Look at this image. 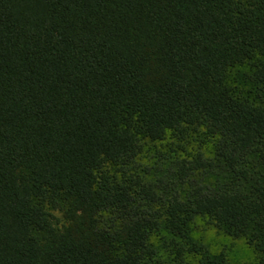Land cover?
<instances>
[{
  "label": "trees",
  "instance_id": "obj_1",
  "mask_svg": "<svg viewBox=\"0 0 264 264\" xmlns=\"http://www.w3.org/2000/svg\"><path fill=\"white\" fill-rule=\"evenodd\" d=\"M196 218L264 264V0H0V264H229Z\"/></svg>",
  "mask_w": 264,
  "mask_h": 264
},
{
  "label": "rangeland",
  "instance_id": "obj_2",
  "mask_svg": "<svg viewBox=\"0 0 264 264\" xmlns=\"http://www.w3.org/2000/svg\"><path fill=\"white\" fill-rule=\"evenodd\" d=\"M56 215L60 217L59 213ZM192 230V235L206 243L213 253L224 250L229 264H258L257 255L243 239H231L217 233L202 218L195 219Z\"/></svg>",
  "mask_w": 264,
  "mask_h": 264
}]
</instances>
